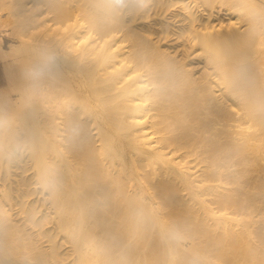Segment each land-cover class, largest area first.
I'll return each instance as SVG.
<instances>
[{
    "label": "bare ground",
    "instance_id": "bare-ground-1",
    "mask_svg": "<svg viewBox=\"0 0 264 264\" xmlns=\"http://www.w3.org/2000/svg\"><path fill=\"white\" fill-rule=\"evenodd\" d=\"M0 66V264H264V0H0Z\"/></svg>",
    "mask_w": 264,
    "mask_h": 264
},
{
    "label": "clouds",
    "instance_id": "clouds-1",
    "mask_svg": "<svg viewBox=\"0 0 264 264\" xmlns=\"http://www.w3.org/2000/svg\"><path fill=\"white\" fill-rule=\"evenodd\" d=\"M56 67V57L53 54H46L44 62L39 65L26 67L24 69V74L26 76H43L45 74H50L55 70Z\"/></svg>",
    "mask_w": 264,
    "mask_h": 264
},
{
    "label": "rangeland",
    "instance_id": "rangeland-1",
    "mask_svg": "<svg viewBox=\"0 0 264 264\" xmlns=\"http://www.w3.org/2000/svg\"><path fill=\"white\" fill-rule=\"evenodd\" d=\"M1 66H0V81H2V76H1ZM1 83V82H0Z\"/></svg>",
    "mask_w": 264,
    "mask_h": 264
}]
</instances>
